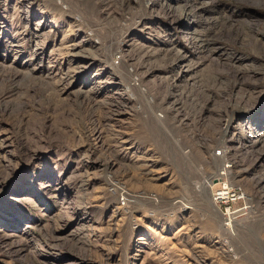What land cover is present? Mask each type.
Masks as SVG:
<instances>
[{
	"label": "rangeland",
	"instance_id": "rangeland-1",
	"mask_svg": "<svg viewBox=\"0 0 264 264\" xmlns=\"http://www.w3.org/2000/svg\"><path fill=\"white\" fill-rule=\"evenodd\" d=\"M0 264H264V0H0Z\"/></svg>",
	"mask_w": 264,
	"mask_h": 264
},
{
	"label": "built area",
	"instance_id": "built-area-1",
	"mask_svg": "<svg viewBox=\"0 0 264 264\" xmlns=\"http://www.w3.org/2000/svg\"><path fill=\"white\" fill-rule=\"evenodd\" d=\"M214 186H220L222 185L223 186V183H222V180L221 179H214ZM225 185V184H224ZM220 188L219 187H216L215 190H213V196H212V199H213V203L216 205V206H221V204H223L224 200H226V202H230V201H235V200H238V193L239 191L236 190V189H233L235 192L232 194L233 197H227V196H224V195H221V192L219 190ZM235 195V196H234ZM245 208H241L239 210H236V211H233L231 212L229 209L226 210V212L224 213V216H225V226L229 227V217H228V213H231L233 216L234 214H236L237 212H240L242 210H244Z\"/></svg>",
	"mask_w": 264,
	"mask_h": 264
},
{
	"label": "bare ground",
	"instance_id": "bare-ground-1",
	"mask_svg": "<svg viewBox=\"0 0 264 264\" xmlns=\"http://www.w3.org/2000/svg\"><path fill=\"white\" fill-rule=\"evenodd\" d=\"M220 190V192H221V195H224V196H231V197H233L232 196V194L234 193V192H230L227 188H225V187H222V188H220L219 189ZM235 196V195H234ZM229 216V215H228ZM229 222H230V220H229ZM230 224V223H229Z\"/></svg>",
	"mask_w": 264,
	"mask_h": 264
}]
</instances>
